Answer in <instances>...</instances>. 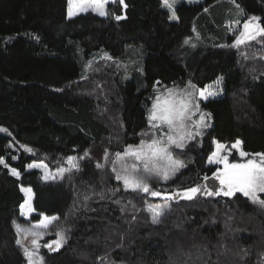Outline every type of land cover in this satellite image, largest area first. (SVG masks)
Returning a JSON list of instances; mask_svg holds the SVG:
<instances>
[{"label":"trees","instance_id":"1","mask_svg":"<svg viewBox=\"0 0 264 264\" xmlns=\"http://www.w3.org/2000/svg\"><path fill=\"white\" fill-rule=\"evenodd\" d=\"M125 3H109L106 16L89 10L68 19L67 0H0V128L8 129L0 132V158L10 166L0 165V264L27 262L13 225L21 220V186L34 193L30 220L59 217L45 244L57 232L65 236L57 251L42 246L43 264H264V208L241 194L198 193L168 201L153 223L144 201H165L125 191L103 159L149 130L157 89L219 78L222 93L198 100L211 114L208 127L175 150L185 166L153 188H203L219 167L207 161L215 139L264 152V41L221 47L233 43L234 21L254 15L264 22V0H236L244 16L229 0H182L178 19H169L161 0ZM105 52L113 59H102ZM68 156L79 157V170L55 179L27 168L33 159L53 167Z\"/></svg>","mask_w":264,"mask_h":264},{"label":"snow or ice","instance_id":"2","mask_svg":"<svg viewBox=\"0 0 264 264\" xmlns=\"http://www.w3.org/2000/svg\"><path fill=\"white\" fill-rule=\"evenodd\" d=\"M178 0H161L162 7L170 12L169 19H178L176 16L175 5ZM194 2V0H189ZM198 2V0H195ZM237 9L239 15L244 16V10L236 0H229ZM109 3H119L127 8L125 0H67V18L72 19L80 13H87L89 10L96 12L100 16L108 15L106 6ZM205 12L209 9L205 8ZM125 17L117 15L116 19L121 20ZM236 27H229V31L236 33L235 39L231 45H221V47L249 46L250 42L257 41L258 38L264 41V22L257 16H250L241 20L234 21ZM195 31V29H193ZM189 39H185L184 43L188 44ZM195 47V45H192ZM247 58V53H242ZM102 59L112 60L108 53H103ZM260 59H264V46L261 48ZM91 64L89 63V67ZM157 84L160 82L157 81ZM219 85L222 83L220 79L214 82ZM197 92L202 99H208L217 95L216 91L210 90V86L204 89H198L197 85L189 81L184 88L174 86L166 88L163 93L157 89V95L152 102L151 108L148 109L147 122L148 131H143L139 135L141 139L138 144H127L122 151H116L111 157L107 150L103 159L106 163L111 164V170L115 174L117 181H122L125 191L142 192L149 194L151 197H159L165 202L163 204H152L144 201L147 211L151 213L152 222L159 223L160 217L168 208V201L186 199H194L198 193L205 196L234 197L241 194L253 204L264 208V152L249 153L241 148L242 142L237 139L231 148L227 145L213 140L215 150L208 157L209 164L222 165L212 173V177L219 181V187L214 188L211 185H204L203 188L197 185L186 189H177L172 192H162L153 188L154 183H159L161 179L167 181L174 176L181 168L185 166L184 161L175 154L176 149L183 150L187 146V142L195 140L197 136H201L202 128L208 127L206 116L209 114L201 113L198 121L191 122L193 109L199 111V103L196 102ZM191 122V123H190ZM194 129V130H193ZM0 132H8L6 128H0ZM232 149L239 153L238 162H230L229 156ZM31 152V148H27ZM85 156L89 153L86 151ZM15 159L16 157H12ZM76 156L67 157L68 167H58L57 175L63 176L66 172L79 170L80 165L77 163ZM0 165L5 168L10 166L3 158H0ZM97 168L104 167L97 163ZM28 169L39 168L44 170V179H55L48 170V166L43 163H30ZM12 175L20 178L21 172L17 168H10ZM207 175L205 180L211 179ZM20 191L24 193L23 203L20 204V215L28 217L36 211L33 207L34 193L31 187L21 186ZM113 193L119 191L117 188L110 189ZM85 200L89 197L85 195ZM119 203V201H116ZM42 219L39 223L33 224L31 227H23L21 224L13 221L16 228L18 238L16 244L23 250L27 259V264H43V256L39 254L40 244L38 239L43 235L40 229H47L49 225L59 219L57 216H48L41 213ZM21 234H23L21 236ZM57 239L45 244L49 251H57L63 246L65 236L62 231L57 232ZM31 237V245L29 248L25 244V240ZM264 256V253L261 254ZM102 259H107L104 257ZM112 264H115L113 261Z\"/></svg>","mask_w":264,"mask_h":264},{"label":"rangeland","instance_id":"3","mask_svg":"<svg viewBox=\"0 0 264 264\" xmlns=\"http://www.w3.org/2000/svg\"><path fill=\"white\" fill-rule=\"evenodd\" d=\"M180 1H182V0H178V2H180ZM184 1H187V2H189V0H184ZM200 1H202V0H198V2H200ZM177 2V3H178ZM194 2H195V0H194ZM220 79V78H219ZM218 80V79H217ZM217 80H215V81H217ZM215 81H213V82H211V83H208V84H206L205 86H210V90H213V91H216L218 94L217 95H219V94H221L222 93V84L220 83L219 85H217V84H215L214 82ZM187 84V83H186ZM186 84H184L183 86H178L179 88H184L185 87V85ZM205 86L204 87H197L198 89H204L205 88ZM172 88V87H171ZM165 90H161V91H159L160 93H163ZM157 95V94H156ZM214 96H216V95H214ZM155 99V98H154ZM199 99H202L200 96H199V93L197 92V95H196V102L197 103H199L198 102V100ZM152 105V104H151ZM150 108H151V106H150ZM201 113H204V114H209V112L208 111H205V110H203V109H201L200 107H199V111H197V110H195V109H193V115H192V118H191V122H194V121H198L199 120V118H200V115H201ZM210 121V117H207L206 116V123L208 124V122ZM190 122V123H191ZM203 129V128H202ZM201 129V130H202ZM194 130V129H193ZM200 130V131H201ZM216 140V139H215ZM217 141V140H216ZM139 143V142H138ZM138 143H136V144H138ZM220 143H223V142H220ZM234 143V142H233ZM232 143V144H233ZM223 144H225V143H223ZM232 144H230V145H227L228 146V148H231V145ZM226 145V144H225ZM215 150V146L213 147V150L212 151H214ZM211 154V153H210ZM78 159H77V163L79 164L80 162H79V157L78 156H76ZM209 157V156H208ZM239 153L235 150V149H232V154L229 156V160H230V162H238L239 161ZM207 161H208V159H207ZM43 163V164H46L47 166H48V170L50 171V173H51V175L52 176H55V178H57V177H59L60 175H57V173H56V170H57V168L58 167H68V165H67V158H66V161H65V163L64 164H61V163H57V166H51V165H49V163L48 162H46L45 160H42V159H33V160H31L28 164H30V163ZM27 164V165H28ZM219 167H222V165H219ZM34 169H37V170H39L40 172H41V174H42V178L44 177V170L43 169H39V168H34ZM180 171V170H179ZM178 171V172H179ZM177 172V173H178ZM176 173V174H177ZM175 174V175H176ZM174 175V176H175ZM174 176H172L169 180H171ZM212 177V176H211ZM44 179V178H43ZM49 179H52V178H49ZM214 179V178H213ZM45 180V179H44ZM48 180V179H47ZM169 180H167V181H169ZM215 180V179H214ZM165 182V180H163V179H161L160 180V182ZM121 183H122V181H120ZM123 184V183H122ZM25 187V186H24ZM219 187V181L218 180H215V188H218ZM24 198H25V196H24ZM23 203V202H22ZM31 215V214H30ZM30 215L28 216V217H25V216H21L20 215V208H19V217H21V220H15L17 223H19V224H21L23 227H31L33 224H36V223H39V220L40 219H42V216H40L37 220H30ZM18 217V218H19ZM14 228H15V226H14ZM15 230H16V228H15ZM40 231L41 232H43V235L38 239V243L40 244V248H39V254L41 255V256H43L42 255V253H41V248H42V246L43 245H45V241H44V239L47 237V235H48V232H47V229H40ZM17 232V231H16ZM23 234H21V236H22ZM17 238H18V235H17ZM58 237L56 236L55 238H53V239H50L48 242H46V244H48V243H50L51 241H53V240H55V239H57ZM30 241H31V237H29L27 240H25V244L29 247V248H31L32 247V245H31V243H30ZM21 251H22V253L24 254V252H23V250L21 249ZM25 256V255H24ZM26 258V257H25ZM27 260V259H26ZM26 264H27V262H26Z\"/></svg>","mask_w":264,"mask_h":264},{"label":"water","instance_id":"4","mask_svg":"<svg viewBox=\"0 0 264 264\" xmlns=\"http://www.w3.org/2000/svg\"><path fill=\"white\" fill-rule=\"evenodd\" d=\"M205 184L211 185L212 187L215 188V180L213 178H211L209 180H205Z\"/></svg>","mask_w":264,"mask_h":264}]
</instances>
